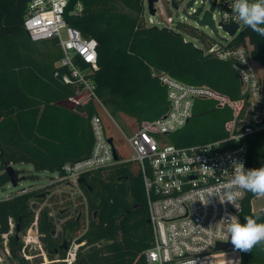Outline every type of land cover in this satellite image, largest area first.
I'll return each instance as SVG.
<instances>
[{
    "label": "trees",
    "instance_id": "1",
    "mask_svg": "<svg viewBox=\"0 0 264 264\" xmlns=\"http://www.w3.org/2000/svg\"><path fill=\"white\" fill-rule=\"evenodd\" d=\"M31 1L0 0V166L26 163L37 171L61 173L66 163L91 154L94 137L89 120L98 110L93 101L77 110L63 104L75 95L77 87L62 79L69 71L57 66L63 56L59 42L30 37L25 19ZM79 1L83 8L77 14ZM65 17L85 36L98 40L99 68L90 77L113 115L134 118L139 125L164 115L169 107L167 88L155 75L162 71L186 83L209 85L232 99L241 95L242 82L231 61L204 54L185 42L178 31L149 26L142 0H70ZM180 28L197 33L186 24ZM247 37L254 46V57L264 62V37L249 27L231 45L243 44ZM231 118L229 107L218 108L213 100L198 99L189 122L168 139L178 146L222 139ZM243 142L247 169L264 166V128ZM122 159L119 155L115 165L85 175L88 186H82L90 221L79 238L84 244L74 264H149L145 251L152 246L153 229L141 165L137 160ZM0 180L3 184L9 176L3 173ZM44 190L35 187L0 201V235L9 230L10 216L16 221V233L10 237L16 256L22 246L18 234L25 233L34 221V208H38V201L32 200L42 202ZM256 197L248 193L241 223L256 213H261L264 221V208L253 210ZM38 222L51 258L64 256L63 244L85 226L77 215L67 218L55 233L48 208L42 209ZM241 264H264V246L241 251Z\"/></svg>",
    "mask_w": 264,
    "mask_h": 264
},
{
    "label": "built area",
    "instance_id": "2",
    "mask_svg": "<svg viewBox=\"0 0 264 264\" xmlns=\"http://www.w3.org/2000/svg\"><path fill=\"white\" fill-rule=\"evenodd\" d=\"M142 1L145 16L149 14V18L146 16L149 26L157 25L180 31L179 25L167 14L165 8L166 3L174 8L173 0H155V14L149 11V0ZM69 2L70 0H32L25 27L33 40L56 39L59 42L63 56L57 66L69 71L62 79L77 87L75 95L66 102L75 110L91 101L95 103L98 113L89 120L94 144L87 158L66 163L63 171L58 172V179L37 187L45 189V197L42 202H38L40 206L34 208V221L25 233L20 234L22 246L17 251V256L10 248V237L16 233V221L14 217H9V230L0 235V264H35L36 259H43L39 264H74L84 244L79 238L87 231L90 221L88 198L79 179L119 161L115 159V151L118 153L117 137L109 133L99 107L111 115L97 95L95 82L90 77L99 68V43L95 37L85 36L68 23L65 15ZM229 2L230 0H214V4H218L221 10L219 20L215 18L211 8L202 11L193 9L192 13H187V17L202 18L206 11L212 13L218 29V42H212V38L207 35L206 42L192 44L204 54H212L221 60L232 62L242 82L240 97L232 99L209 85L186 83L164 71L157 72L155 75L167 88L168 110L160 118L144 122L131 135H126L134 152L132 160H137L141 165L149 221L153 229L152 246L145 251L149 264H241V251L215 252L214 249L218 242H227L223 238L226 225L220 222L221 219L228 215H235L240 219L247 192L241 191L234 201L236 207L219 200L227 198L223 186L234 173L233 161L242 162L247 169V146L243 142L244 138L264 128V62L254 57V46L248 37L243 44L231 45V41L247 26L236 22L233 16L231 23L239 25L236 33L230 35L224 29L223 24H231L225 23L223 19L224 12L232 11ZM82 8L83 4L79 1L75 13H80ZM221 29L228 33L230 39L219 35ZM183 38L185 42H189L185 36ZM242 60L245 62H241ZM198 99L213 100L216 107L231 109L232 118L225 124L226 137L186 146L171 143L169 134L189 122ZM84 113L86 112H82ZM110 138L112 142L109 141ZM0 169L4 173L1 166ZM1 185L0 180V187ZM26 191L27 189H22L17 194ZM213 194L216 197H209ZM12 196L14 195L0 196V201ZM44 208L49 209V215L54 219L55 233L60 231L67 218L82 216L84 229L71 237L62 257L51 258L41 240L38 221Z\"/></svg>",
    "mask_w": 264,
    "mask_h": 264
},
{
    "label": "clouds",
    "instance_id": "3",
    "mask_svg": "<svg viewBox=\"0 0 264 264\" xmlns=\"http://www.w3.org/2000/svg\"><path fill=\"white\" fill-rule=\"evenodd\" d=\"M229 7L231 13H223L225 23L233 22L235 16L236 22L243 23L259 36L264 37V0H230ZM233 165H235L234 173L223 186L227 198L219 201L232 203L236 207L234 201L241 191L264 197V166L246 169L242 162L236 161H233ZM210 196L216 197L214 194ZM244 219L245 223H241L235 215L222 218L220 222L226 225V234L223 238L226 241L230 239L236 250L251 252L257 246H264V221L261 213L246 216Z\"/></svg>",
    "mask_w": 264,
    "mask_h": 264
},
{
    "label": "rangeland",
    "instance_id": "4",
    "mask_svg": "<svg viewBox=\"0 0 264 264\" xmlns=\"http://www.w3.org/2000/svg\"><path fill=\"white\" fill-rule=\"evenodd\" d=\"M165 8L167 14L171 16L172 20L177 25L180 26L182 25L181 23L184 22L183 24L191 26L197 31L196 34H193L189 30H186L188 28L184 30L180 28L179 32L185 36L189 42H206L208 37L207 35L212 38V42H218V35L210 25H199L194 19H188L187 17V13H192L193 9H199L202 11L211 8L214 11L215 18L219 20L221 10L218 4H214V0H179V9L170 7L168 3L165 4ZM146 16L149 18L148 13ZM155 18L158 19L159 17ZM243 26L245 25L243 24ZM219 35L230 39L228 33H226L223 29L220 30ZM99 111L105 121L109 133L117 137L116 147L119 155L123 159L131 161L134 156V152L126 139V135H131L134 132V130L139 126L138 121L134 118L125 117L120 114L113 115L110 109H108V111L111 116H109V114L102 107H99ZM119 128H121L122 131ZM13 166L19 171V183L17 186H14L10 180L3 183L0 187V196L15 195L22 189L30 190L32 188L39 187L40 185L51 184L54 179L59 178L58 172L37 171L31 164L18 163ZM2 174L3 171L0 169V175ZM35 201H38L39 203L41 202L35 199L32 200V202ZM260 204L264 206V197L255 198V201L253 202L254 208H260L258 207ZM37 205L38 207L40 206V204ZM41 260L43 259H36L35 264H39Z\"/></svg>",
    "mask_w": 264,
    "mask_h": 264
},
{
    "label": "water",
    "instance_id": "5",
    "mask_svg": "<svg viewBox=\"0 0 264 264\" xmlns=\"http://www.w3.org/2000/svg\"><path fill=\"white\" fill-rule=\"evenodd\" d=\"M154 2H155V0H149V11L151 14H155V12H156V9L154 8ZM172 5L175 9H179V1L178 0H173ZM192 19H194L199 25H210L214 29L216 34L218 35V29L215 25V21L212 17V13L210 11H206L202 18L194 17ZM223 27L230 35H234L236 33L237 29L239 28V25L235 24V23H231V24H223ZM224 39H226V37ZM109 141L112 142V139L110 138ZM1 154H2V149H1V145H0V156H1ZM115 159L116 160L119 159V155L116 151H115ZM4 173H6L9 176V180L13 183L14 186L18 185L20 178L18 177L17 171L13 165H9V166L4 167ZM79 182L85 186H88V180L85 176L81 177L79 179ZM248 193L249 192H247V196H248ZM247 196L245 197V199L247 198ZM245 199H244V201H245ZM79 218H80V216H79ZM18 229H19V227H18ZM18 237H20L19 234H18ZM63 249H67V241L64 243ZM228 250H236L234 248V246L232 245L230 239L227 242H218L215 249H214L215 252L228 251Z\"/></svg>",
    "mask_w": 264,
    "mask_h": 264
},
{
    "label": "crops",
    "instance_id": "6",
    "mask_svg": "<svg viewBox=\"0 0 264 264\" xmlns=\"http://www.w3.org/2000/svg\"><path fill=\"white\" fill-rule=\"evenodd\" d=\"M63 104L73 109V107L70 106L67 102H64ZM256 198H259V196H257ZM254 201H255V198L252 200V207H253V210H256V211H257V210H261V209L264 208V206L260 204V205L258 206V207H260V208L255 209L254 206H253V202H254Z\"/></svg>",
    "mask_w": 264,
    "mask_h": 264
},
{
    "label": "flooded vegetation",
    "instance_id": "7",
    "mask_svg": "<svg viewBox=\"0 0 264 264\" xmlns=\"http://www.w3.org/2000/svg\"><path fill=\"white\" fill-rule=\"evenodd\" d=\"M78 219H81L82 220V216H80V218H79V215H78ZM73 236V235H72ZM71 236V237H72ZM71 237H70V239H71ZM70 239H69V242L67 241V248H68V246H69V243H70ZM64 245V244H63ZM62 249H63V247H62ZM63 250H66V249H63Z\"/></svg>",
    "mask_w": 264,
    "mask_h": 264
}]
</instances>
